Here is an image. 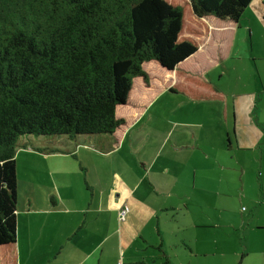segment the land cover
Wrapping results in <instances>:
<instances>
[{"label": "crops", "instance_id": "1", "mask_svg": "<svg viewBox=\"0 0 264 264\" xmlns=\"http://www.w3.org/2000/svg\"><path fill=\"white\" fill-rule=\"evenodd\" d=\"M251 14L264 20V0H251L238 21L213 19L177 68H216L251 30ZM142 68L148 83L133 78L111 134L20 138L17 264H264V107L250 117L243 99L224 92L223 102H193L168 90L172 70L155 60ZM153 119L165 130L146 129ZM254 145L262 172L245 183L239 150Z\"/></svg>", "mask_w": 264, "mask_h": 264}, {"label": "trees", "instance_id": "2", "mask_svg": "<svg viewBox=\"0 0 264 264\" xmlns=\"http://www.w3.org/2000/svg\"><path fill=\"white\" fill-rule=\"evenodd\" d=\"M250 1L0 0V264H17L20 138L111 134L133 78L148 83L149 60L173 71L171 93L223 102L214 83L177 65L206 42L207 16L238 21Z\"/></svg>", "mask_w": 264, "mask_h": 264}, {"label": "rangeland", "instance_id": "3", "mask_svg": "<svg viewBox=\"0 0 264 264\" xmlns=\"http://www.w3.org/2000/svg\"><path fill=\"white\" fill-rule=\"evenodd\" d=\"M213 19L217 18L210 15L206 17L205 21L207 24H210ZM250 19L251 30L246 28L242 29L240 36L238 35L236 37L235 44L231 47V53L225 57H221L222 60H220L216 68L205 69L203 66L201 67L200 73H192L214 82L227 95L228 102H231L233 99L236 102L239 99H243V104L249 108V112H251L249 116L252 117L255 110H260L264 107V89H262L264 87V20L256 18L254 14H251ZM202 53L199 55L201 58H203ZM233 93L239 94L240 96L233 97ZM162 97L166 103H172L169 94L166 93ZM154 107L159 110L158 105L155 104ZM161 110L164 111V108ZM261 118H264V115ZM155 122H158V120L153 119V121L148 122L146 129L156 130L160 128L165 130L164 127L155 124ZM262 133H264V130ZM27 136L35 137L34 141H39L36 138L39 136ZM51 137L46 136L42 140V143L54 144L53 139H56L55 137H63V135ZM239 152L241 154L240 164L244 169L243 177L244 180H248L245 183L251 181L250 173L252 170L255 172L254 178L257 179V170L262 172L257 158L260 152L259 146L242 147Z\"/></svg>", "mask_w": 264, "mask_h": 264}, {"label": "built area", "instance_id": "4", "mask_svg": "<svg viewBox=\"0 0 264 264\" xmlns=\"http://www.w3.org/2000/svg\"><path fill=\"white\" fill-rule=\"evenodd\" d=\"M128 208H127V205L124 204L122 205L119 210H118V219L121 221L124 219L125 217V213L127 212Z\"/></svg>", "mask_w": 264, "mask_h": 264}]
</instances>
